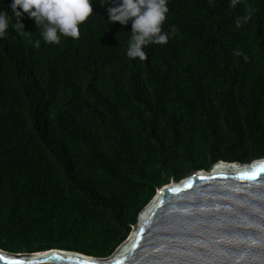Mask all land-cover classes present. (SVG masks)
<instances>
[{
  "label": "trees",
  "instance_id": "1",
  "mask_svg": "<svg viewBox=\"0 0 264 264\" xmlns=\"http://www.w3.org/2000/svg\"><path fill=\"white\" fill-rule=\"evenodd\" d=\"M10 3L0 0L1 249L106 257L170 179L264 158V0H168L172 35L142 61L126 56L131 23L110 22L108 3L92 0L79 38L56 44L26 12L15 30Z\"/></svg>",
  "mask_w": 264,
  "mask_h": 264
},
{
  "label": "water",
  "instance_id": "2",
  "mask_svg": "<svg viewBox=\"0 0 264 264\" xmlns=\"http://www.w3.org/2000/svg\"><path fill=\"white\" fill-rule=\"evenodd\" d=\"M261 165L264 158L219 160L163 184L109 256L0 248V264H264ZM244 172L252 175H240Z\"/></svg>",
  "mask_w": 264,
  "mask_h": 264
},
{
  "label": "clouds",
  "instance_id": "3",
  "mask_svg": "<svg viewBox=\"0 0 264 264\" xmlns=\"http://www.w3.org/2000/svg\"><path fill=\"white\" fill-rule=\"evenodd\" d=\"M108 3L107 19L121 25L131 23V33L127 40L126 56L130 59L144 60V47L150 43L164 44L172 31L164 32L162 25L168 12V0H100ZM235 6L238 0H230ZM18 18L14 28L24 30L21 22L23 13L34 19L39 35L44 43H59L61 37L79 38L80 25L93 12L92 0H11L8 5ZM22 10V11H21ZM240 21L237 19V24ZM9 26L7 16L0 12V38L7 35ZM41 40L34 41L38 47Z\"/></svg>",
  "mask_w": 264,
  "mask_h": 264
},
{
  "label": "snow or ice",
  "instance_id": "4",
  "mask_svg": "<svg viewBox=\"0 0 264 264\" xmlns=\"http://www.w3.org/2000/svg\"><path fill=\"white\" fill-rule=\"evenodd\" d=\"M260 169H261V171H264V165H261V166H260ZM240 175H242V176H250V175H252V174L247 173V172H244V173H240Z\"/></svg>",
  "mask_w": 264,
  "mask_h": 264
},
{
  "label": "rangeland",
  "instance_id": "5",
  "mask_svg": "<svg viewBox=\"0 0 264 264\" xmlns=\"http://www.w3.org/2000/svg\"><path fill=\"white\" fill-rule=\"evenodd\" d=\"M188 174H189V172H188L186 175H188ZM186 175H185V176H186ZM171 181H172V180L170 179L169 182H171ZM169 182H168V183H169ZM133 226H134V225H132V227H133ZM131 229H132V228H131ZM129 233H130V232H129ZM128 235H129V234H128ZM128 235H127V236H128ZM126 238H127V237H126ZM126 238H125V239H126ZM125 239H124V240H125ZM124 240H123V241H124ZM116 248H117V247H116ZM116 248L113 250V252L116 250ZM113 252H112V253H113ZM112 253H110V254H112ZM110 254H109V255H110ZM109 255H108V256H109Z\"/></svg>",
  "mask_w": 264,
  "mask_h": 264
}]
</instances>
